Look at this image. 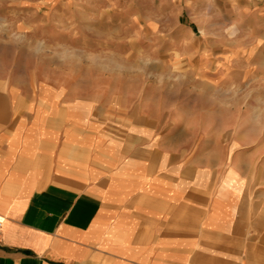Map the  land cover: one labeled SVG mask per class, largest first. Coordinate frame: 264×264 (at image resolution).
<instances>
[{
  "label": "crops",
  "instance_id": "1",
  "mask_svg": "<svg viewBox=\"0 0 264 264\" xmlns=\"http://www.w3.org/2000/svg\"><path fill=\"white\" fill-rule=\"evenodd\" d=\"M99 1L101 15L143 18L134 0ZM190 1L193 24L208 30L210 0ZM165 9L183 15L178 4ZM209 84L216 100L219 87ZM124 112L95 113L90 99L58 84L0 78V264H264V179L254 158L223 160L217 147L191 146L192 130L182 142L167 123Z\"/></svg>",
  "mask_w": 264,
  "mask_h": 264
},
{
  "label": "rangeland",
  "instance_id": "2",
  "mask_svg": "<svg viewBox=\"0 0 264 264\" xmlns=\"http://www.w3.org/2000/svg\"><path fill=\"white\" fill-rule=\"evenodd\" d=\"M67 1L0 0V78L58 84L95 113L123 107L137 121L167 123L182 142L192 130L191 146L254 158L264 179L259 0H210L208 30L193 24L190 0H134L143 15L134 22L123 11L101 15L99 0ZM174 4L181 17L160 13Z\"/></svg>",
  "mask_w": 264,
  "mask_h": 264
},
{
  "label": "built area",
  "instance_id": "3",
  "mask_svg": "<svg viewBox=\"0 0 264 264\" xmlns=\"http://www.w3.org/2000/svg\"><path fill=\"white\" fill-rule=\"evenodd\" d=\"M2 225H3V224H2V222L0 221V229L2 228Z\"/></svg>",
  "mask_w": 264,
  "mask_h": 264
}]
</instances>
